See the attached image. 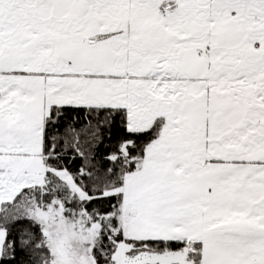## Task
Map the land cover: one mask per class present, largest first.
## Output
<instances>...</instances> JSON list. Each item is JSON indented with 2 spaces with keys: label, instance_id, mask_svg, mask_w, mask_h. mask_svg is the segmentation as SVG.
<instances>
[{
  "label": "snow or ice",
  "instance_id": "1",
  "mask_svg": "<svg viewBox=\"0 0 264 264\" xmlns=\"http://www.w3.org/2000/svg\"><path fill=\"white\" fill-rule=\"evenodd\" d=\"M0 264H264V0H0Z\"/></svg>",
  "mask_w": 264,
  "mask_h": 264
}]
</instances>
